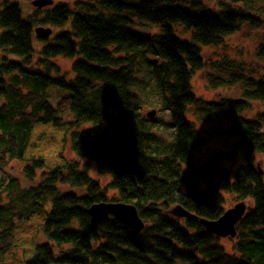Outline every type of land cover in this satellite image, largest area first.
<instances>
[{
	"label": "trees",
	"instance_id": "16d2710c",
	"mask_svg": "<svg viewBox=\"0 0 264 264\" xmlns=\"http://www.w3.org/2000/svg\"><path fill=\"white\" fill-rule=\"evenodd\" d=\"M206 2L213 4L211 11ZM203 3L78 0L72 9L66 4L37 9L28 21L20 19L13 0L0 4L4 30L0 35V103L9 94L18 99L11 114L0 109V257L10 249L18 223L45 208L40 230L46 241L35 246L24 264H264V110L254 120L239 117L251 101L264 104V79L231 70L240 62L225 52L215 62L217 73L209 75V83L211 88L240 83V97L203 101L190 89L191 76L203 66L201 48L227 49L225 39L244 26L263 28L264 0ZM138 20L157 27L158 33H135L132 26ZM34 24L58 31L48 38L30 36ZM178 26L184 31H178ZM175 32H187L189 38L180 39ZM63 38L66 44L61 43ZM33 42L35 46L41 43L39 57L49 66V58L56 55L74 58V78H51L25 68L36 51ZM8 53L19 61L6 59ZM255 55L264 60V36ZM50 86L62 90L54 101L51 88L44 94ZM148 90L159 99L161 109L169 112L160 132L141 112ZM115 99L128 106L119 111L121 120L116 117ZM190 109L198 121L238 113L227 132L234 137L229 153L214 154L205 164L195 165L192 151L203 139L185 117ZM82 122L93 124V130L77 129ZM47 123L68 135L62 141L84 165L68 160L42 171L46 168L42 159H31L20 175L35 184L23 186L7 164L24 159L32 126ZM104 123L107 128L102 131ZM235 151L241 156L236 168L219 165L220 160H232ZM92 164L98 174L110 175L106 186L89 176ZM65 185L81 193L62 191ZM108 188L118 192L117 200L107 199ZM219 190L250 201L235 224V238H228L230 252L219 237L204 230L201 221L222 214L224 199ZM100 201L133 203L144 229L133 235L113 218L93 228L87 209ZM176 204L193 217L180 220L167 214Z\"/></svg>",
	"mask_w": 264,
	"mask_h": 264
},
{
	"label": "rangeland",
	"instance_id": "374dc122",
	"mask_svg": "<svg viewBox=\"0 0 264 264\" xmlns=\"http://www.w3.org/2000/svg\"><path fill=\"white\" fill-rule=\"evenodd\" d=\"M77 1L78 0H60L61 3L69 5L70 8H73L74 4ZM81 1L94 2L95 0H81ZM198 1L202 3L204 2V0H198ZM203 4L205 5V3ZM21 5L25 11L27 12L32 11V7L27 2H24ZM209 7L213 8L214 6L213 4H209ZM134 29L145 34L154 31V28H152L149 24L143 21H138ZM57 31L58 29L54 28V32ZM179 31L182 30L179 29ZM263 32H264V27L250 28L244 26L240 31L232 34L231 36L225 39V42L227 43L226 52L230 54L231 58L240 62L239 66L235 64L232 65L231 70L241 71L244 74H247L255 78H264V60L258 59L255 55L256 47L259 41L263 39L264 36ZM216 52H218V54L222 53L221 50L218 51L217 48H213L210 46L202 48L203 58L205 59L204 67L199 72L195 73L191 78V85L194 94L196 96L203 97L207 101H217L220 98L237 99L238 97H240L242 91V86L240 83H237L234 86L222 87L217 89H211L208 86L205 76L208 73L215 72L212 66V62L218 59ZM38 56L39 55L37 54V52L31 55L30 65L28 66V68L38 67L41 70H45L46 66L43 67L44 62L43 60L39 59ZM70 60L71 59H67L63 55H57L49 59L50 62H53L56 66H58L59 73L60 72L67 73L68 75H71V73L69 72ZM55 91L56 90H53L52 92ZM145 100H146L145 103L146 105H144L142 112L146 114V112L152 110V108L156 110L154 114V119L156 120L155 122L156 128H158L159 125H161L160 122L168 120L167 113L158 111L159 101L153 95L150 94L149 90L147 92V97ZM263 110L264 107L262 102L251 101L249 103V108H247L244 111L245 112L244 115L247 117H251L255 115L257 112H261ZM231 124H232V117L228 115L217 116L209 120L208 122H198V121L195 122V126L197 128L198 134L204 139V145L200 147L198 151L195 152L194 159L196 163L205 162L208 159V157L213 153L230 151V149L232 148L233 139L231 137H227L224 132L230 129ZM92 127L93 124L91 123H89L88 125L81 124L79 126V129H90ZM40 128H44L48 130V132L49 130H52V133L54 135V145L52 147L47 146L48 141L47 144H45L43 138L45 137L47 138L48 136H46L47 133L46 135L40 133L39 132ZM101 128L104 129L105 125H101ZM218 131H221V133ZM157 132L160 131L157 130ZM66 135L67 134L64 133L63 130L54 127L51 128L48 125L36 126V129H34L30 135L31 143L25 153L24 159L22 161L19 160L11 161L8 165L9 172L12 175H16L18 178H20L22 180L23 186H28L30 184L35 183V181L34 182L26 181V179H24L20 175V171H21V167L26 162H29L31 159L34 158V156L41 154L39 152H44L41 155V157L47 168V169H43L42 171L53 169L58 165H61L63 161L67 162L68 160H76L78 161L79 166L82 167V165H84V160L79 159L70 150L69 144H66L65 141L64 142L62 141L64 140V137ZM40 146L44 147V150H40L39 149ZM59 154H60V158H59ZM61 156L63 157V160L61 159ZM239 162H240V157L239 154H237L231 161L226 160L222 162V165L232 170L236 168ZM38 173L39 170L37 171V174ZM88 174L92 179L96 180L99 186L101 187L106 186L110 181V175L98 174L96 170V166L94 164H92L89 167ZM62 187H63V189H61L62 191L66 189L67 191L75 190L77 194L81 193V190H78V188L76 187H72L68 185ZM106 196L108 200L111 199L117 200V198H119L118 192L115 189H110V188L106 190ZM244 201L245 203L232 194L224 193V203L227 207L226 211L232 209L235 205L242 202L245 205L244 212H246L250 206V201L249 200L247 202L246 200ZM226 211H223L222 214H224ZM45 213L46 210L44 208L43 212H38L32 215L28 220L21 221L18 223L17 227L13 231V242L11 244V247L3 256L0 257V264H24L26 261H28L31 258V256L34 254L35 246L41 242L46 241L44 234L40 230L42 224L45 221ZM220 239H221V244L224 246L225 249H227V251L228 249L229 250L232 249V242L229 241L228 238H220Z\"/></svg>",
	"mask_w": 264,
	"mask_h": 264
},
{
	"label": "bare ground",
	"instance_id": "6f19581e",
	"mask_svg": "<svg viewBox=\"0 0 264 264\" xmlns=\"http://www.w3.org/2000/svg\"><path fill=\"white\" fill-rule=\"evenodd\" d=\"M16 4H17V7H18V11H19V17H20V19L22 18L24 21H28L30 18H33V14L37 11V9H42V11H44V10H46V9H52V8H54V7H56V6H58V4H64V3H61L60 2V0H13ZM204 1H206V0H204ZM8 2H10V0H0V4L1 3H8ZM24 2H27L31 7H32V11L31 12H27V11H25L24 9H23V7H22V3H24ZM36 2H39V4H37ZM89 3H91V2H89ZM207 3V2H206ZM67 5V4H66ZM69 6V5H68ZM205 7L207 8V9H209L210 11H211V9L212 8H210L209 7V3H207L206 5H205ZM7 9V8H6ZM72 9V8H71ZM53 12H54V10H52ZM49 12V11H48ZM138 21H140V20H138ZM142 21V20H141ZM143 22H145V21H143ZM147 24H149L148 22H146ZM137 25V24H136ZM136 25H134V26H132V29L134 30V32L135 33H141L142 35H152V34H157L158 33V28L157 27H155V26H153V25H150L152 28H154V31L153 32H150V33H148V34H145V33H142V32H140V31H137V30H135L134 29V27L136 26ZM30 28H31V25H30ZM39 29H42V31H48V34L47 35H44V34H37L36 33V31L37 30H39ZM177 29H181L182 31H184L183 30V28L181 27V26H178L177 27ZM33 30V31H32ZM32 30H30L29 31V34H30V36H32V33H34V35L35 36H37V37H43V38H48V37H50V36H53L56 32H54V28H52V27H50V26H45V25H40V24H34L33 26H32ZM4 30H3V28L0 26V35H1V33L3 32ZM179 31V30H178ZM175 34L176 35H179V36H177L178 38H180V39H188L189 38V33H185V34H180L179 32H175ZM183 37H182V36ZM61 43L62 44H66V40L63 38L62 40H61ZM33 46H35V44H34V42H33ZM41 47V43H36V46H35V49H36V51L35 52H37V54L39 55V52H38V50H39V48ZM203 47H209V46H203ZM202 47V48H203ZM210 47H213V48H216V47H214V46H210ZM202 48H201V57H202V59H203V66H202V68L204 67V61H205V59L203 58V54H202ZM218 49V51H222V53H220V54H218V52H216V55L218 56V59L216 60V61H218V60H220V59H222V57H224V53L226 52V50L227 49H222V48H217ZM23 50V49H22ZM35 52H33V54L35 53ZM0 54H1V52H0ZM223 54V55H222ZM57 56V55H56ZM38 58L39 59H41L39 56H38ZM67 59H71L70 60V63H69V72L71 73V75H68L67 73H62V72H60L59 73V71H58V66H56L53 62H50V61H48V63L49 64H52V66H49L48 64H47V62L46 61H44L43 60V62H44V66L43 67H45V70H41V69H39L38 67H34V68H28V66L30 65V63H29V65H27L25 68H27L28 70H32V71H35V72H40V73H43V74H48L51 78H57V77H61V78H63L64 80H71V79H73L74 78V73H73V71H72V63H73V61H74V58H69V57H66ZM6 59H11V60H16V61H19V58H16V57H13V56H11L9 53L6 55ZM30 59H31V56L29 57V61H30ZM50 59V58H49ZM42 60V59H41ZM152 61V60H151ZM216 61H214V62H212V66H213V68H214V64H215V62ZM153 62H155V63H157V57H155L154 59H153ZM65 67V66H64ZM201 68V69H202ZM0 69H1V65H0ZM201 69H199V70H197V71H195L194 72V74L195 73H197V72H199ZM214 70H215V68H214ZM217 73V71L215 70V72H213V73H208V74H206V76H205V78H206V80H207V83H208V86H209V88H211V86H210V83H209V75L210 74H216ZM193 74V75H194ZM192 75V76H193ZM71 76V77H70ZM192 76H191V78H192ZM191 78H190V89H191V92H192V94L196 97V98H200V99H202L203 101H207V100H205L203 97H200V96H196L195 94H194V91H193V89H192V85H191ZM262 79H264V78H262ZM149 88H150V84H148L147 85ZM234 86V85H233ZM51 88V92L53 91V90H56L55 92H52V95H53V98H52V100L54 101V100H56V99H58L59 98V94H58V92H62V90L61 89H59L58 87H56V86H50V87H46L45 88V90H44V94L46 93V95H47V93H48V89H50ZM217 88H222V87H217ZM217 88H211V89H217ZM64 90V89H63ZM64 91H66V90H64ZM120 91V89L119 88H117L116 89V92H119ZM65 93V96H66V92H64ZM152 95V94H151ZM154 97L156 96V95H153ZM146 97H147V93H146ZM146 99V98H145ZM158 101H159V99L158 98H156ZM181 99H184V96H182V98ZM222 99H224V98H221L220 100H222ZM219 100V101H220ZM48 103L52 106V107H54V102H52L51 100H49L48 99ZM112 101V100H111ZM110 101V102H111ZM218 100H217V102L216 103H218L219 102ZM257 101V100H256ZM258 102H260V101H258ZM17 103H18V99H17V96L16 95H14V94H9L8 96H7V98L6 99H4L1 103H0V109L2 110V112H3V114H11V112H14V111H16L15 109H16V105H17ZM145 103H146V101H145ZM115 104H116V106H117V110L116 111H118V113L116 114V117L118 118V119H120L121 120V112H119V111H122L123 109H124V106H126V104H125V102H124V100H120V101H117V99H115ZM124 104V105H123ZM144 105H146V104H144ZM159 105V109H158V111H162V112H166L167 113V116H168V120H169V112L167 111V110H162L161 109V106H160V103L158 104ZM263 106H264V104H263ZM126 108L128 109V106H126ZM143 108H144V106H143ZM143 108H142V110H143ZM142 112V111H141ZM150 112H153V115L150 117V116H148V113H150ZM155 112H156V110H154L153 108H152V110H150V111H148V112H146V114H144L143 112H142V115L147 119V120H149V121H152V122H154V124H155V122H156V120L154 119V114H155ZM187 113V112H186ZM244 113L245 112H242L241 114H239L240 116L239 117H241V118H243V119H245V120H247V121H249V120H254V119H256L255 118V115H253V116H251V117H247V116H245L244 115ZM23 114L24 115H27V112L25 111V112H23ZM237 115H238V113H236V112H232V114L231 115H228V116H231L232 117V124H231V127H230V129H228V130H226L224 133H225V135L227 136V137H230V136H228L227 135V132H230L231 130H232V128H233V126H234V124H233V121H234V117H237ZM220 116V115H219ZM186 119L189 121V122H193V124H194V127H195V129H196V131H197V128H196V126H195V122H197L198 120L195 118V115L193 114V112H192V110L190 109L189 110V112L186 114ZM215 118V117H214ZM213 119V118H212ZM167 120V121H168ZM211 120V119H210ZM167 121H162V122H167ZM209 120H206V121H198V122H208ZM162 122H160V124L161 125H159V127L158 128H156V125H155V127H154V130H161L163 127H162ZM79 123H80V121H79ZM81 124H85V122H82ZM89 124V123H88ZM88 124H85V125H88ZM110 124V123H109ZM43 125H48V126H50L51 128H52V125L51 124H43ZM103 125H105V126H107V123H104ZM36 126H39V125H37V124H34L33 126H32V129L34 130V129H36ZM79 126H80V124H77V129H79ZM100 127H101V125H100ZM114 129H118V127H116V126H112ZM107 128V127H106ZM106 128L105 129H103L102 131H105L106 130ZM108 128H109V126H108ZM84 130V129H83ZM89 130H93V128H90ZM39 132L40 133H43V134H45L46 135V133H47V135L46 136H48L47 138L45 137V138H43L44 139V142H45V144H47V141H48V144H47V146L48 147H52L53 145H54V135H53V133H52V130H49V132H48V130H46V129H44V128H40V130H39ZM218 132H220L221 133V131H218ZM197 133H198V131H197ZM199 135V134H198ZM161 136H163L162 134H161ZM66 137H67V135H66ZM199 137L200 138H202L200 135H199ZM232 139H233V141H234V137H231ZM236 138H238V136L236 137ZM203 139V138H202ZM232 141V142H233ZM204 145V139H203V144L200 146V147H202ZM199 147V148H200ZM199 148H197L196 150H193L192 151V156H193V159H194V155H195V152L196 151H198L199 150ZM233 148V147H232ZM232 148L230 149V151L232 150ZM39 149L40 150H44V147H39ZM71 150V149H70ZM229 151V152H230ZM229 152H216V153H213V154H211L209 157H208V159L205 161V162H203V163H196L195 162V159H194V163H195V165L197 166V165H201V164H205L209 159H210V157L211 156H213L214 154H219V153H221V154H226V153H229ZM39 153H41V154H39V155H37V156H34V158L33 159H35V160H37V159H42V157H41V155L44 153V152H39ZM237 154H239V157H240V162H241V156H240V152H238V151H235V156L237 155ZM59 158H60V154H59ZM61 159L63 160V157L61 156ZM41 161H43V160H41ZM224 161H226V160H220L219 161V165L220 166H223L222 165V162H224ZM227 161H231V160H227ZM11 162V161H10ZM9 162V163H10ZM240 162L238 163V165L240 164ZM9 163L7 164V165H9ZM62 165V164H61ZM237 165V166H238ZM58 166H60V165H58ZM23 167V166H22ZM22 167H21V170H22ZM223 167H225V166H223ZM45 169H47V168H45ZM41 169H39V171H40ZM21 172V171H20ZM35 184V183H34ZM218 193H219V195L221 196V197H223V199H224V192H223V190H219L218 191ZM105 203H108V202H105ZM118 203H123V202H118ZM215 203H216V205H217V198L215 199ZM94 204H97V203H93V204H91L89 207H88V209L92 206V205H94ZM123 204H125L124 206H130V205H132V206H134L135 208H136V210H137V207L133 204V203H123ZM175 206H181L185 211H187V209H185L182 205H180V204H176V205H173V206H171L170 208H169V211H168V213L167 214H169L170 216H172V217H175L176 219H180V220H182V219H188L189 217H193L192 216V214L189 212V211H187L188 213H189V216L188 217H177V216H175V215H173L172 213H171V211H172V209L175 207ZM216 207L217 206H214V209H216ZM220 207H221V209H222V212L223 211H226V209H227V207H226V205H225V203H224V201H222L221 203H220ZM88 209H87V212H88ZM231 212H233V211H231ZM138 214V213H137ZM244 214H245V212H244ZM243 214V215H244ZM88 215H89V213H88ZM139 216V215H138ZM223 215H221V216H219L217 219H213V220H211V219H208V220H202L201 219V221H203L202 222V225H203V227L204 226H206V222L207 221H217V220H219L221 217H222ZM115 219L114 217H113V215H111V214H108V219H106V220H103V221H101V222H99V223H97V225L96 226H94L93 224H92V222H91V217H90V215H89V221H90V224H91V226L93 227V228H95V227H97L99 224H101L102 222L104 223V222H107V221H110L111 219ZM100 219V216L98 217V220ZM139 219L142 221V223H143V228L139 231V232H133L127 225H125V226H127L128 228H129V230H130V232L133 234V235H136V234H139L143 229H144V226H145V223H144V221L139 217ZM117 220V219H116ZM204 230L206 231V229H205V227H204ZM207 232V231H206ZM219 238H221V237H219ZM126 240H129V238H126Z\"/></svg>",
	"mask_w": 264,
	"mask_h": 264
},
{
	"label": "water",
	"instance_id": "95a60500",
	"mask_svg": "<svg viewBox=\"0 0 264 264\" xmlns=\"http://www.w3.org/2000/svg\"><path fill=\"white\" fill-rule=\"evenodd\" d=\"M39 4V2H36ZM37 34L47 35L48 31H42L39 29L36 31ZM153 112L148 113V116H152ZM123 203L118 202H100L92 205L88 209V213L91 217V222L94 226L97 223L108 219V214L123 224L127 225L133 232H139L143 228V223L139 219L137 210L134 206H124ZM233 211V212H231ZM245 211L244 203H238L232 209L227 210L223 216L217 221H207L205 229L207 232L222 237V238H234L236 235L235 224L241 220ZM171 213L177 217H188L189 213L185 211L181 206H175ZM100 219L98 220V217ZM204 221V219H202ZM202 221V222H203Z\"/></svg>",
	"mask_w": 264,
	"mask_h": 264
}]
</instances>
